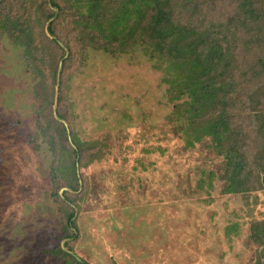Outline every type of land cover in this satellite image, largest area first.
Returning <instances> with one entry per match:
<instances>
[{
  "label": "rangeland",
  "instance_id": "rangeland-1",
  "mask_svg": "<svg viewBox=\"0 0 264 264\" xmlns=\"http://www.w3.org/2000/svg\"><path fill=\"white\" fill-rule=\"evenodd\" d=\"M69 21L45 24L35 68L0 32V264H254L264 190L226 194L223 156L177 132L162 70Z\"/></svg>",
  "mask_w": 264,
  "mask_h": 264
},
{
  "label": "trees",
  "instance_id": "trees-1",
  "mask_svg": "<svg viewBox=\"0 0 264 264\" xmlns=\"http://www.w3.org/2000/svg\"><path fill=\"white\" fill-rule=\"evenodd\" d=\"M15 1L0 0V32L34 68L42 61L35 39H46L44 26L56 15L70 17L77 41L94 49L141 50L165 74L187 148L207 139L223 156L225 193L264 190V0ZM56 24L46 33L54 36ZM74 144V157L82 158ZM64 215L67 232L73 212ZM248 241L261 250L254 264H264V223L251 225Z\"/></svg>",
  "mask_w": 264,
  "mask_h": 264
}]
</instances>
